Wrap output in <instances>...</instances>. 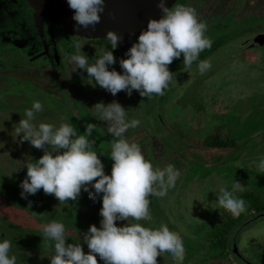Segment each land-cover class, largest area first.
I'll use <instances>...</instances> for the list:
<instances>
[{
  "label": "rangeland",
  "instance_id": "obj_1",
  "mask_svg": "<svg viewBox=\"0 0 264 264\" xmlns=\"http://www.w3.org/2000/svg\"><path fill=\"white\" fill-rule=\"evenodd\" d=\"M176 5L193 7L197 18L206 23L205 35L211 43H224L200 60L209 64L203 73L198 69L200 61H194L185 69L183 56L175 58L168 65L173 79L164 90L163 97L152 94L148 101L149 96L141 97L137 91L127 95L123 90L113 96L95 85L94 80L89 84L86 70L75 67L69 60L85 43L77 36H66L60 29L56 36L61 58L57 82L51 70L30 65L13 69V76L8 72L7 82L0 75V231L4 233L0 238L11 241L10 255L17 257L18 253H28L32 247L49 246L38 249L37 258H28L33 264H49L48 257L54 254V249H50L53 242L43 236L42 228L51 221L65 225L66 243L79 242L87 252L82 234L89 225L99 227L101 219L100 196L93 201L83 190L77 200H68L67 204L60 203L53 194H45L42 189L34 195L21 196L19 185L26 175L24 163L43 154L41 149L16 136L15 128L24 118L25 109L38 100L43 110L35 113L33 123L59 126L70 122L78 134L84 132L86 124H95L97 127L89 139L94 141V150L108 174L112 164L108 156L110 142L114 138L106 132V122L94 117L95 109L92 107L97 102L107 104L115 100L126 109L128 119L140 120L138 127L126 130L124 138L138 143L154 168L163 169L171 164L179 173L175 186L169 188L165 196L149 197L153 200V206L149 205L151 220H143L145 225L144 222L142 225L158 228L165 224L182 237L185 254L179 264H240L233 254L203 262L206 257L204 249L190 240L198 239L203 235L202 231L210 229L218 218L226 217L227 211L216 202L221 187L238 198L245 188L264 191V172L254 166V162L264 155V88L260 85L264 79V60L255 59L256 51L251 52L254 60L249 63L245 60L248 55L241 59L239 43L243 30L254 31L259 23L264 26V17L260 15L264 10V0H177L173 7ZM250 13L253 18L242 27L230 22ZM218 20H222L220 29L213 27ZM128 41L118 48H124L121 50L126 52L135 42L134 37L129 36ZM102 50L107 49L95 44H86L81 49L90 63L101 55ZM112 52L114 55L115 51ZM117 58H124V55ZM119 59L109 66L118 72L121 71ZM259 65L261 67L257 70ZM46 84L57 87L58 91L50 87L48 91V87H44ZM216 129L224 130L227 137L233 139L234 146L227 150L204 148L202 142L207 133ZM89 190L92 191L91 187ZM116 223L121 225L127 221ZM237 232L228 230L226 234L222 233L223 238L236 236ZM237 238L243 255L252 258L261 253L264 255V218L243 227ZM191 246L195 247L192 249ZM21 260L19 257L17 264H22ZM157 264L178 262L168 253H161Z\"/></svg>",
  "mask_w": 264,
  "mask_h": 264
},
{
  "label": "clouds",
  "instance_id": "obj_2",
  "mask_svg": "<svg viewBox=\"0 0 264 264\" xmlns=\"http://www.w3.org/2000/svg\"><path fill=\"white\" fill-rule=\"evenodd\" d=\"M67 5L73 10L77 32L94 30L105 11V0H67ZM158 7L161 17L149 19L146 29L140 31L124 58L119 59L121 71L109 67L117 62L111 50H102L90 63L81 48H77L69 57L70 63L86 70L89 84L94 80L95 85L113 96L121 90L127 95L135 90L141 97L163 95L173 79L168 65L182 55L185 69L189 68L199 53L211 46V40L205 35L206 23L197 18L193 7L169 8L165 0H159ZM106 38L112 49L118 46L120 37L115 32L107 31ZM208 67L207 61L198 64L201 73ZM92 108L94 117L106 122V132L114 138L110 142L108 156L112 165L108 174L94 150V141L89 139L97 127L93 123L86 124L81 134L70 122L59 126L33 123L35 113L43 110L36 100L25 109L24 118L15 128L21 141L43 151L39 158L24 163L26 175L19 185L22 197L34 195L40 189L45 194H53L63 204L77 200L81 190L93 201L100 196L99 227L89 225L81 237L87 252L79 242L66 243L63 223L51 221L43 225V236L52 241L54 247V254L48 257L49 264H98L97 256L103 264H157L161 253H168L179 264L185 254L181 236L165 224L152 228L130 222V218L151 220L149 197L165 196L168 189L175 186L178 171L171 164L163 169L154 168L144 157L140 145L124 138L126 130L139 126L140 120L128 119L120 103L115 100L107 104L97 102ZM254 166L264 172V155ZM216 202L235 216L245 210L244 199L224 187L219 189ZM117 221L127 223L118 225ZM11 246L9 239L0 238V264H17V257L10 255Z\"/></svg>",
  "mask_w": 264,
  "mask_h": 264
},
{
  "label": "flooded vegetation",
  "instance_id": "obj_3",
  "mask_svg": "<svg viewBox=\"0 0 264 264\" xmlns=\"http://www.w3.org/2000/svg\"><path fill=\"white\" fill-rule=\"evenodd\" d=\"M26 11H27V8L25 6V0H0V75H3L4 76L3 80L7 82L6 74L8 72H12L11 76H13L15 75L13 73V69H16L18 67L25 68L28 65H30L35 68H40L42 70H45V68H47V70L48 69L51 70L55 76L53 77V79L57 82L58 81V63H60L61 61V58L58 55V48H59L58 43L54 44L53 42L50 41V38L47 34L48 30L45 27H44V31L42 30L43 31L42 33L40 32L39 29L33 28V25H34L33 14L30 10H28L26 14ZM243 15L245 17L241 19H237V20L232 19V21H230L231 23H234L232 25H237L239 27H242L243 25L246 24V22H250V19L253 18V15L251 13L249 15H246V14H243ZM260 15L264 17V10L263 12L260 13ZM30 19H32V21H30ZM258 25L260 26H258L256 30L254 31L243 30L242 34H240L241 39L239 43L241 44V49H242L241 59H244L248 55V58L245 59L247 63L254 60V58L251 57L252 51H256L255 59L257 61L264 60V26H261V23H259ZM222 26H223L222 20H218L216 21L215 24H213V27L217 29H220ZM55 34L58 37L57 27L55 29ZM135 36H138V35L133 36L134 40H136ZM57 37H56V41L58 42ZM130 37L133 38L132 35ZM79 38L81 39V41L85 43L81 49L85 48L86 44L87 46L88 44H91V45L95 44L99 47L106 48L107 50L111 49L112 51H115L114 55H117L115 56L116 60L119 59L117 57L120 54L124 55L123 53H125L123 50H121L122 48L119 49L118 47H116L115 49H112L111 42L104 38H99V39H87L84 37H79ZM94 41L95 42L97 41L98 43H95ZM222 44L223 43H221L220 45ZM60 47H62V43ZM126 47H129V46L127 45ZM206 57L207 56H204L202 60ZM260 67L261 66L259 65V68H257V70H259ZM3 70H5L6 72ZM55 71H56V74H55ZM17 74L21 75L22 73H17ZM47 81H49L48 77H47ZM46 85L44 87H48L47 89L48 91H49V87L51 90L58 91L57 87L49 86V84H46ZM260 85H262V87L264 88V79L261 80ZM133 92H136V91L133 90ZM66 93L67 91H65V95ZM59 94H60V90L58 92V95ZM51 95L53 96V94ZM163 95H160V97H163ZM157 100H160V99L157 98ZM139 103H137V106L139 105ZM134 106H135L134 108L137 109L136 104H134ZM262 218H264V216ZM3 235L4 233L0 231V237ZM21 245L25 247L29 246L23 243H21ZM40 248L47 249L49 248V246L48 247L46 246L45 247H42V246L32 247L30 248L31 250L29 249L30 253L29 252L28 253H24V252L18 253L17 259L21 257L22 264L24 263L33 264V261L29 260L28 258H31V256H34L35 258H37L38 255H35V254L38 252V249ZM35 249L37 250L33 251ZM50 249H54V247L51 246ZM38 264H41V263L39 262Z\"/></svg>",
  "mask_w": 264,
  "mask_h": 264
},
{
  "label": "water",
  "instance_id": "obj_4",
  "mask_svg": "<svg viewBox=\"0 0 264 264\" xmlns=\"http://www.w3.org/2000/svg\"><path fill=\"white\" fill-rule=\"evenodd\" d=\"M176 2L177 0H165V6L170 8ZM158 3L159 0H105V11L95 29H81L77 32L74 28L75 21L72 19L73 10L68 7L67 0H25L27 11L30 10L33 14V28L42 33L45 27L50 41L54 44L57 43V27L66 36L87 39H107L106 32L113 31L120 37L117 47H123L129 36L139 35L141 30L146 29L149 19L161 17ZM234 250L237 251L235 246Z\"/></svg>",
  "mask_w": 264,
  "mask_h": 264
},
{
  "label": "trees",
  "instance_id": "obj_5",
  "mask_svg": "<svg viewBox=\"0 0 264 264\" xmlns=\"http://www.w3.org/2000/svg\"><path fill=\"white\" fill-rule=\"evenodd\" d=\"M220 44L221 43H219V41L216 43H211L210 47L204 49L202 52L199 53L196 62H199L204 56H208ZM147 100H150V96ZM202 145L204 146V148L210 150H227L230 149V147H233L234 143L233 139L227 137L226 133L222 129H216L214 131L211 130L207 133V136L203 140ZM111 165L112 164H110L107 173L110 172ZM240 198H243L245 201V210L241 212L240 215L235 216L229 212H226V217L221 218L220 220L218 218V221L214 222L210 229L202 231L204 232L202 235L203 239L200 235L201 237H199L198 239L192 238V240H190L191 242H196L195 246L199 245L201 246L200 248L204 249L203 253L206 257L202 260L203 262L213 259H223L226 258L229 254H233L236 255V257L239 259L240 264H264V255L262 253V255L259 254V256L254 258L245 256L240 252V247L237 243V241L239 240V238H237L238 232L241 231L243 227L245 228L247 225L257 221L258 219H261L264 216V191H255L245 188V191L243 193H240ZM154 199L157 200L155 197ZM152 202L153 200L150 198V206H153ZM221 211L222 210H220V212ZM130 222L136 223L135 220H131V218ZM140 222L142 224L144 221L141 220ZM231 229L238 230L236 236L234 235L227 239L226 235L224 239L223 234H226V232ZM195 246H191L192 249ZM234 246L237 248V251L232 250ZM97 260L98 264H103V262L100 261L99 257L97 258Z\"/></svg>",
  "mask_w": 264,
  "mask_h": 264
}]
</instances>
